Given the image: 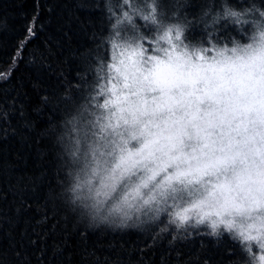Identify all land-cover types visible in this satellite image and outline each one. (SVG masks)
Here are the masks:
<instances>
[{"label":"trees","instance_id":"trees-1","mask_svg":"<svg viewBox=\"0 0 264 264\" xmlns=\"http://www.w3.org/2000/svg\"><path fill=\"white\" fill-rule=\"evenodd\" d=\"M225 6L252 8L251 21L264 0H158V18L205 49L246 42L250 23ZM123 10V0H0V264H251L228 233L177 228L167 213L99 223L73 199L71 121L100 103L118 34L156 29L136 17L130 31Z\"/></svg>","mask_w":264,"mask_h":264},{"label":"snow or ice","instance_id":"snow-or-ice-1","mask_svg":"<svg viewBox=\"0 0 264 264\" xmlns=\"http://www.w3.org/2000/svg\"><path fill=\"white\" fill-rule=\"evenodd\" d=\"M168 35L170 40L171 34ZM116 47L113 44V48ZM174 49L173 45V52ZM139 55H143V49ZM175 56V60L171 55L168 60L149 57L153 63L144 67L143 61L138 62L137 50L130 48L118 65H108L115 76L110 77L98 93L102 96L110 93L102 104L96 105L106 112L97 117L99 138H103L109 130L116 133L121 121L127 124L126 112L130 115L151 112L160 117V122L157 124L159 132L150 133L153 138L146 140L136 151L131 147L116 149L111 174L100 177L95 196L104 197L105 201L111 199L121 181L135 175L146 157H155L160 151L165 158L158 160L157 166L149 170L150 175L147 181L142 182L143 187H147L149 182L157 183L165 203L169 194L176 200L185 191L191 197L197 196L199 189L204 193L180 210L171 212L170 223L178 221V227L185 225L193 214L198 217V223H203L206 217L215 216L226 230L239 227V236L244 240L257 239L258 236L251 233L253 229L259 233L260 228H264V170L258 169L255 175L248 172L246 176H236V187L245 193L240 200L231 195L234 188L225 173L230 168L234 169L244 149L251 151L249 145L257 143V136L260 137V146L256 147V153L264 155L260 151V147L264 146V135H261V129H264V55L249 57L246 61L237 57L241 63L216 62L207 69L201 65L202 61L206 63L203 52L189 54L187 61L181 53H175ZM192 56L195 60L191 59ZM212 59L215 61V56ZM188 62L190 67L185 71L184 65ZM250 129L255 130V135ZM192 140L196 142L195 147L186 151ZM109 142L115 147L114 141ZM82 151V142L77 138L69 154L79 159ZM91 153L97 161V167L91 170L92 176H98L96 149H91ZM106 154L111 155L100 152V156ZM87 157L88 152L84 151L85 161ZM86 167L85 163L80 171ZM76 180V187H79V173ZM84 183L91 190L94 181L87 177ZM136 191L139 193V187ZM127 195L125 193V200ZM151 201L156 202L157 197L152 195ZM149 203V200H144L145 205ZM253 213H258L259 226L251 223L245 228L235 225L233 219H225L233 214L252 219ZM211 227L216 234L218 225L215 221H211ZM259 259L264 261V255Z\"/></svg>","mask_w":264,"mask_h":264},{"label":"clouds","instance_id":"clouds-1","mask_svg":"<svg viewBox=\"0 0 264 264\" xmlns=\"http://www.w3.org/2000/svg\"><path fill=\"white\" fill-rule=\"evenodd\" d=\"M158 0H150L148 3L149 12L147 15H144L143 19L148 21L151 25L156 26V32L151 37L155 41V53L148 55L143 50V55H139L140 50L143 49V46L138 42L139 40L146 39L145 36H130L126 40V46L134 47L137 50L138 62L143 61L144 67H150L153 61L149 57L156 56L160 57L163 60H168L170 55L173 60L176 59L175 53L183 54L185 60H188L189 54L195 52H211L212 48H215V61L213 57L205 56V62H201L202 67L205 69L208 68L210 64L219 62V63H228L235 61L236 63H241L242 61L238 60L237 57H243L244 60H248L249 57H254L257 55H264V10L259 8L255 9L258 13V19L247 21L244 19L245 16L253 12L252 8L244 9L243 12L233 10L230 7L225 6L224 8V17L233 18L237 22L250 23V34L246 38V42H241L239 39H233L231 41V46H217L209 40L211 48L205 49L200 45L194 43H185V40L182 38L184 36V27L178 24L166 23L163 20L159 19L158 13ZM171 34V39L169 40V35ZM173 45L175 46L173 52ZM235 50V51H233ZM192 60H195V56L191 57ZM190 67V62L185 63L184 70H188ZM208 75L211 77L212 73L209 72ZM215 82V81H213ZM204 84L201 82V87ZM147 91V89L145 90ZM151 103V102H150ZM98 108V106H97ZM92 115H95L93 113ZM167 115V114H165ZM127 119V124L121 121V126L116 130V133L111 131H106L103 134V138L96 139V132H85L84 127H77L78 119H73L72 132L76 133L80 138L83 146V151L80 153V158L85 161L84 151L88 152L87 161L84 164H87V167L83 171L79 172L80 177V186L76 187L77 180L73 188L71 189L73 194V199L78 202L87 212L88 216L99 223H110L117 224L118 226H123L128 219H130L133 213L139 215L142 209H147L154 213L153 217L159 215V212L162 211V208H159L160 211L157 212V205L164 203L163 197H161L160 190L157 187V183L149 182L147 187H143L142 182L147 181L148 176L150 175V169L157 166V161L164 159V153L158 151L155 157H146L143 163L139 166L135 175H129L127 179H124V183L120 187L116 188L115 193L112 195L111 199L105 201L104 197H96V185L99 183L101 176H109L111 174V165L115 162L117 155V148H128L131 147L133 151H136L140 148L146 140H151L153 137L150 133L159 132L157 124L160 122V117L158 115H152L151 112L148 114L141 115L137 112L135 115H130L125 113ZM97 119V118H96ZM88 124L91 125V128H98L99 124L91 120L88 121ZM255 135V130L250 129ZM117 133L122 134L118 135ZM261 135H264V129H261ZM100 141H103L102 143ZM115 142V147L113 143ZM257 143L255 145H249L251 151L248 148L244 149V153L239 157L235 163L234 169L230 168L226 173L227 180L230 181L233 185L234 191L231 193L232 196L236 197L237 200H240L244 197L245 193L242 192L239 188L236 187V176L243 175L246 176L248 172H251L255 175L256 171L264 170V155H258L256 153V147L260 146V137H256ZM134 142V143H133ZM195 140H192L189 144V147L186 148V151H190L192 147H195ZM96 149V156L99 159V175L92 176V169L97 167V161L92 158L91 149ZM105 151L106 153H111V155L100 156V152ZM260 151L264 154V146L260 147ZM87 174V175H86ZM119 176V173H117ZM87 177H91L94 181L91 190L89 186L84 183ZM224 177H221L223 180ZM111 182V181H109ZM139 187V193L136 189ZM125 193H127V199L125 200ZM152 195L157 197L156 202L151 201ZM204 195L203 190L199 189L197 191V196L192 197V199L202 197ZM219 195V194H218ZM168 197H171L169 194ZM149 200L148 205L144 204V200ZM131 206V207H130ZM117 208L119 210H117ZM237 215L233 214L232 217ZM232 217H225V219H232ZM198 217L193 214L192 219L188 222L191 223L193 227L205 224L207 222L208 226L211 228L212 233L214 230L211 227V221H215L218 227L215 229L218 232L219 228L223 225L216 220L215 216L206 217L203 223L197 222ZM252 223H256L259 226V220L256 218L255 213H253V218L251 219ZM194 221V223H193ZM173 224L177 228H183L185 225H179V222L176 221ZM248 224L245 223L244 227L246 228ZM239 231V227H237ZM253 236H258L257 239L245 240V241H259L258 247L264 250V228H260L259 233L255 229L251 233ZM243 239V237H241ZM264 255V254H261ZM253 257L251 264H264V261H261L259 257Z\"/></svg>","mask_w":264,"mask_h":264},{"label":"rangeland","instance_id":"rangeland-1","mask_svg":"<svg viewBox=\"0 0 264 264\" xmlns=\"http://www.w3.org/2000/svg\"><path fill=\"white\" fill-rule=\"evenodd\" d=\"M123 4L126 7V10H123L121 12V16L124 18L125 23L129 24V27H127L128 25L126 27L129 28L131 31L132 30V28L130 27L131 24L133 26H135L137 24V21H135L136 17H138V19L140 17V19L142 21V20H144L143 19L144 15L148 14V12H149V9L147 6L148 4L144 0H123ZM258 18L259 17L257 16L256 19H258ZM132 21H134V22H132ZM148 26L151 27V29H154V25L150 24ZM142 28L144 29V31H148L147 27L144 28L142 26ZM122 29H125V27L121 28V30ZM155 32H156V29L150 35L146 36V39L138 41L143 46L144 52L148 55H152L155 53V41L151 38ZM130 36H139V35H136L135 33H132V34L125 33L123 35L120 33L118 34L119 38L116 39L111 44L110 63L109 64L115 63L118 65L119 61L121 59H124L125 55L127 54V51L130 50V48L134 47V45H132L131 47L126 46V40ZM113 44L117 45V47L115 49L113 48ZM228 47H230V46H228ZM215 54H216L215 48H212L211 52L206 51L204 53V55L210 56V57H214ZM113 76H115V73L111 72L108 68L107 77L102 82L101 88L105 87L107 85V80ZM100 96H101L100 104H102L104 99H106L110 96V93H106L105 95H103V96L100 95ZM93 113H95V115H92ZM104 114H106L105 110L97 108L96 105L95 106L94 105L88 106V107L84 108L79 113L78 116L75 117V119H78L77 127H82V126L87 125V127H84V131L85 132H89V131L96 132L97 133L96 139L99 140V135H98L99 129L98 128H91V125L88 124V121L91 120L95 123H98L96 118L98 116H102ZM101 122H103V121H101ZM71 129H72V124L69 127L70 148L73 145L74 140L77 138H80L76 133L72 132ZM100 142L102 143L103 141H100ZM78 160L80 163V167L78 168L79 172H80V169L83 167L85 161L82 160L81 158H79ZM125 179H127V178H125ZM75 183H76V180H75ZM123 183H124V180L121 181V185ZM119 187H120V185H118V188ZM178 187H182V186L178 185ZM191 200H192V197L188 195L187 191H185L182 193L180 198L173 200L172 197H167L166 203L164 202L160 205H157L156 207L163 209L162 211L159 212V215H161L162 213H167L170 215L171 212L178 211L182 207L186 206L187 203L190 202ZM255 215H258V213H255ZM153 216H154V213L152 211H148L147 209H142L139 215L133 213L132 217L130 219H128L125 224L132 223V222H141L144 219H150V217H153ZM158 216H155V217H158ZM232 219L235 221V225L244 226L245 223H252V220L248 217L236 216V217H232ZM193 223H194V221H193ZM189 224L192 225L191 223H187V225H189ZM197 227L206 231V232H212L211 228L208 226L207 222L205 224L199 225ZM240 230L241 229L239 228V231ZM239 231H237V227H235V226L231 231L226 230L223 226H221L218 230V232L228 233V234L232 235L234 238L238 239L241 243L244 244V247L248 251H250V253L253 255V257H258L259 255L264 254V250H262L258 247L259 241H245L244 239L241 238V236H239Z\"/></svg>","mask_w":264,"mask_h":264}]
</instances>
